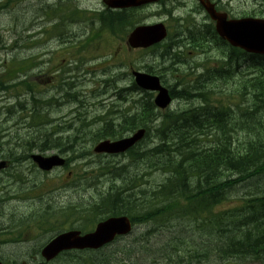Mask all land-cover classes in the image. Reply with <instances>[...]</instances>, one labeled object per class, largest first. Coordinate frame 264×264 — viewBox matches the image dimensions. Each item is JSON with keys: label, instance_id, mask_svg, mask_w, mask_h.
<instances>
[{"label": "rangeland", "instance_id": "rangeland-1", "mask_svg": "<svg viewBox=\"0 0 264 264\" xmlns=\"http://www.w3.org/2000/svg\"><path fill=\"white\" fill-rule=\"evenodd\" d=\"M185 1L188 2L189 6H193V2ZM220 2L223 8L228 10L230 17L244 16L247 13L256 17H264V0H221ZM100 5H102L101 0H0V74H3L0 79V88H2L0 89V161L6 160L9 162V165L4 169L0 168V256L5 261L14 259L17 264L32 263L29 259L32 257L31 249L33 246H30V244L32 242L37 243V240L23 244L19 248L14 247L12 242L20 238L21 235L27 236L29 232L45 234L47 228L51 229L56 226L61 228L63 225H71L76 230H88L91 227L93 228L98 220L102 219L98 212L93 209V203L98 201L103 194L104 196L112 195L110 194L112 192L107 190L113 185L121 186L120 182L123 180L117 177L115 170L104 169L102 172L98 170L94 174H84L82 170L87 171L88 168L82 165V161L92 162L95 168L106 163L114 168L126 166V171H129L132 176L137 175L139 178L137 183L142 184L141 187L147 191V194L155 189L158 184L164 183L168 176L159 169L151 171L150 162L148 163L147 159L133 163L124 155L108 157L93 154V145L101 141L96 134L98 126H82L78 122H73L76 114L71 113L69 109V104L73 101L67 99L71 96L67 92L71 84L72 88L82 90L83 87L80 84L85 78L94 76L93 78L97 79L96 75L100 74L99 78L109 79L106 73L109 74L110 70L113 73H118L113 75L112 79L117 76L126 78L130 66H152L154 69L159 66L158 59L154 56L158 53L156 49L145 54L143 58L137 57L138 60L132 61L130 65L126 63L124 67L120 66L119 60L125 58V41L119 37L128 32L132 26L126 25L125 33L122 31L112 33L107 29L101 31L97 16L90 14L89 11V9L99 8ZM58 10L60 12L55 13ZM154 10L155 7L151 6L146 8L145 12L152 14ZM137 15L140 16L141 13L139 14L137 11ZM122 27L120 26V28ZM117 46H120L118 50L116 49ZM114 49L116 50L117 65H111V58L108 59L107 57V54H111ZM105 53H107L105 57L98 58ZM139 54L128 51L126 56L131 57ZM191 56H195V54L193 53ZM26 58L29 59L31 65L25 72L26 74L23 75L18 72L14 79L5 83L7 84L5 86H11L23 80L26 81L25 84L23 86L18 84L19 87L16 85L6 89L3 88L1 85L2 80L8 79L5 76L7 65L12 62L18 65L19 61ZM205 59L206 55H203L201 60L204 61ZM196 61L198 62L199 59L195 58ZM107 63L110 66L101 68L99 72L88 70L98 69L106 66ZM81 65L83 67L79 69ZM249 71L251 72L252 69H242L241 73L234 74L235 76L230 78L226 84L215 81L213 86H222L219 89L220 91L234 92L235 89L232 86L238 80H244L246 74L250 73ZM197 72L187 74V80L185 81L177 79V77L182 78V76H172L171 78L168 72H166L167 76L165 78L170 86L178 85V89L185 87L186 96L184 97L187 98V94L198 86L195 83L196 80L191 79ZM70 74L72 77L68 78ZM65 78L68 79L67 82L64 81ZM30 83L38 84V91L35 92V95L45 99V101L39 103L44 110L34 109L32 105L28 104L30 94L27 93L25 86ZM132 83L134 84L131 80L120 81L118 86L131 88ZM181 84L185 85L182 86ZM86 85L88 88L91 86L90 83ZM103 85L102 82L96 84V91L102 88ZM204 88L206 90L209 86H204ZM80 93L83 98L86 96L90 105L98 103L97 106L90 108L93 110L91 114L103 112L104 107L106 108L108 103L114 99L110 89L97 98L92 97L89 90ZM132 93L142 94L139 90H134ZM216 93L214 92L213 95H216ZM222 96L224 97V94ZM19 100H23L24 105H18ZM57 100L59 103L56 102ZM99 101H102V104ZM191 101H173L171 109H184L190 106L189 103L198 105L197 97H194ZM236 101V103L231 102L234 109L238 108L236 104L242 105L243 99L237 98ZM36 109H38V114H36ZM257 116L262 125L260 126L257 123L258 128H254L255 137L260 136L264 139V109L259 114L257 113ZM50 118L55 122H51ZM49 120L50 123H48ZM78 128H82L83 132ZM254 131L248 129L247 132L243 130L234 132L233 140L235 144L240 146L246 139L245 137L253 139ZM56 136H60V141H64L63 146L67 141H71L74 147L80 151H86L90 155H86L78 162L71 161L70 166L68 165L67 168L60 165L52 171L41 173L28 157L31 153L39 152L37 145H41L45 138L55 139ZM157 140L158 137L155 136L154 131H150L138 142L135 147L136 152L148 151L157 144ZM33 141L34 143L38 142V144L34 145ZM30 143L33 144L28 147ZM59 147L62 148L61 145ZM50 153H59V151L58 149H50L44 152V154ZM68 154L70 155V153ZM16 155L22 158L18 159ZM87 166L90 168L91 164H87ZM229 175V171H224L223 179L230 177ZM123 190L124 187L119 188L118 192ZM127 191V195L130 192L132 193L131 189ZM263 193L264 172L236 184L226 194L225 200L216 208L233 209L242 201L244 203L249 197ZM124 196H126V193ZM182 201L183 199L180 198L176 200L179 204ZM118 206H120V203ZM139 208L147 209V203ZM134 210L133 207L132 211ZM193 220L189 216L180 217L176 215L173 217L165 216V219L159 224L136 223L126 234L116 238L105 248L93 251L92 255H83L82 258L81 254H76L74 264H84L83 259L85 258H91L95 264H120L118 261L115 262L113 258L104 262L102 261V255L116 253L117 256H120L119 251L128 243H137L148 235L149 239H154L156 235L160 236V244H162L164 238L181 234L180 236L186 238L183 243L185 252L191 251L198 242H205L209 239L204 226ZM27 239H30V237ZM35 253L37 254V251ZM168 262L166 260L164 264H169ZM131 264H133L132 261ZM190 264L258 263H251L250 260L243 262L236 259L217 262V259H214L209 263L207 261L198 263L194 260L190 261Z\"/></svg>", "mask_w": 264, "mask_h": 264}, {"label": "trees", "instance_id": "trees-1", "mask_svg": "<svg viewBox=\"0 0 264 264\" xmlns=\"http://www.w3.org/2000/svg\"><path fill=\"white\" fill-rule=\"evenodd\" d=\"M239 55V52L229 53L228 57L230 58L226 62V65H229V70L236 66L237 59L240 58ZM263 62L258 65L255 63L249 65L255 70L258 69L259 78L251 77L247 81L239 83L236 91L224 94V98L229 101L234 96H243L246 104L243 111H239V113H234L231 104L225 106V102L222 103L219 98H217L219 105L209 104L212 99L210 97L212 92H219V90L213 88L205 90L203 83L207 86L206 84L212 80H221V76L212 70H209L202 77V81H195L198 86L187 94V98L184 97L186 96L185 87H182L178 93L181 99L191 101L197 97L200 104L194 106L193 103H189L188 109L164 114L160 123L161 126L156 128L154 132L158 137L157 144L146 152H136L135 147H132L126 154L133 163L147 159L148 163L150 162L151 171L159 169L168 174L165 182L158 184L155 189L147 194V191L140 186L142 184L137 183L139 179L137 175L132 176L129 171H126V166L114 168L107 165L108 170H115L117 177L123 180L120 182L122 184L121 186H111L107 191H111L110 194L112 195L104 196L103 194L98 201L93 203V209L98 212L102 219L115 214H123L129 216L134 224L143 222L159 224L165 219V216H189L197 224L200 223L204 226L209 239L205 242H198L193 250L185 252L183 243L186 238L180 236L181 234L164 238L162 244H160V236L156 235L154 239H149L148 235L137 243H128L119 251L120 256H117L116 253L102 255V261L107 262L113 258L115 262L118 261L120 264H131V261L133 264H164L166 260L169 261V264H190V261L194 260L198 263L205 261L209 263L214 259L219 262L227 259H243L264 255V193L249 197L233 210L216 209V206L225 199L226 194L236 184L264 172V139L260 136L256 138L254 131V128H258L257 123L262 125L256 115L264 109ZM222 67L224 65H220L218 68ZM220 72H224V70H220ZM206 76L208 77L207 80H205ZM216 94L219 95V93ZM149 102V114L147 116L153 114L152 102L151 100ZM259 102H261L260 105H258ZM262 105L263 108H261ZM148 111L145 109L142 115ZM36 114H38V109ZM159 119L158 115L153 114L150 122ZM142 123L144 121L141 122V115L139 114L126 118L118 126L104 123L101 128L97 129V132L101 137L116 138L127 131L142 126ZM164 127H168L169 130L166 131ZM248 129H253L255 139L245 137L247 140H244L240 146L236 145L233 140L234 132L237 130L247 132ZM146 133L148 134L149 131ZM249 134L251 133L249 132ZM170 135L172 137L169 138ZM74 136L77 137L76 134ZM53 141L55 139L48 137L41 142V145H37L38 142L34 143L33 141V143L37 145V149L44 150V145ZM30 144L28 147H31ZM17 158L21 159L22 157L17 156ZM224 171H229L230 177L223 179ZM180 179L181 181H179ZM122 187L124 190L118 192L119 188ZM128 189H131L132 193L127 195ZM125 193L126 196H124ZM178 198L183 199L181 204L176 202ZM117 203H120V206ZM146 203L147 209L139 208ZM133 207L135 208L134 211H132ZM133 258L135 259L133 260ZM162 260L164 261L161 263ZM85 261L87 264H95L91 258ZM74 263V261H70V264Z\"/></svg>", "mask_w": 264, "mask_h": 264}, {"label": "water", "instance_id": "water-1", "mask_svg": "<svg viewBox=\"0 0 264 264\" xmlns=\"http://www.w3.org/2000/svg\"><path fill=\"white\" fill-rule=\"evenodd\" d=\"M108 4L113 3L114 6H127L130 4H135L136 2H126V0H104ZM207 11L212 16L213 19L217 21V31L222 38H225L232 45L240 46L249 52L264 53V19H236V20H226L223 15L219 16L213 8L206 6ZM164 36V30L162 27L157 26L144 27L142 31L136 30L131 35L133 42L138 44L143 41V45H150ZM136 45V43H134ZM139 84L145 88L158 90V94L155 98V104L161 108H164L170 102V97L167 90L162 88L156 77L144 75L143 79L140 80ZM143 130H139L130 137H126L117 141H104L100 143L95 150L104 151L108 153H119L123 152L132 146L137 140L143 136ZM32 159L38 164L41 169L49 170L55 165H61L63 160L56 156L53 157H42L40 155H33ZM130 225L128 219L125 217L110 218L104 222L99 223L96 226L95 232L86 234L80 237L78 240L71 241V243H66L69 238L66 236H75L76 233L65 234L59 236L54 240V242L48 247L46 256L50 254L51 251L60 247H91L97 248L104 243L109 242L115 234H123L129 231Z\"/></svg>", "mask_w": 264, "mask_h": 264}, {"label": "flooded vegetation", "instance_id": "flooded-vegetation-1", "mask_svg": "<svg viewBox=\"0 0 264 264\" xmlns=\"http://www.w3.org/2000/svg\"><path fill=\"white\" fill-rule=\"evenodd\" d=\"M189 1L193 2V6H189L188 2L185 0H157L154 3H149L143 6L131 7L128 10L130 12H133V14L137 16L142 22L143 20L149 19V16H147L148 13L145 12L146 8L154 6V15L156 16L155 18L157 19V21L160 22V15H162L163 23H165L169 27V29L171 28L168 33L169 35L165 40H168L170 42L171 39L177 38L178 49H182L181 45L182 43H184V45L187 46L186 51L188 53H193L200 50V48L194 47L192 42L204 44L205 49L212 50L216 47V43H214V40H216L217 38L216 34H214L215 22L209 17V15L204 10V7L197 0ZM205 1H210L211 3H213L215 9L219 12L228 11L227 9L223 8L220 2L221 0H204V2ZM137 11L139 14L141 13L140 16L137 15ZM228 17L230 18L229 15ZM157 47L159 49V67L156 74L159 76L162 83L170 85L165 78V76H167L166 72H168V75L171 78L172 76L183 77L185 70H182L181 68L171 69L170 66L160 67V41L157 43ZM128 51L141 52L142 50L138 48L128 47ZM179 52L181 53L182 50H180ZM175 53H163V55H165L163 57V60L168 59L169 62L175 61L178 58L177 56L174 57ZM137 57H141V55L139 54L135 57V59ZM177 79L182 80V78L178 77Z\"/></svg>", "mask_w": 264, "mask_h": 264}, {"label": "bare ground", "instance_id": "bare-ground-1", "mask_svg": "<svg viewBox=\"0 0 264 264\" xmlns=\"http://www.w3.org/2000/svg\"><path fill=\"white\" fill-rule=\"evenodd\" d=\"M32 5V4H31ZM181 41V40H180ZM180 44V43H179ZM235 54V53H234ZM234 54H233V56H234ZM232 55V54H231ZM229 56V55H228ZM236 56H237V54H236ZM235 56V57H236ZM240 56V55H239ZM175 57V56H174ZM230 57H228V59H229ZM231 59H233L232 57H231ZM163 60V59H162ZM231 61V60H230ZM231 62H234V61H231ZM235 63V62H234ZM226 64V63H225ZM229 66V65H228ZM232 66V65H231ZM251 67V66H250ZM221 69V68H220ZM168 70V69H167ZM244 70V69H243ZM250 72V71H249ZM159 73V72H158ZM241 73V72H240ZM244 74V73H243ZM193 76V75H192ZM239 76V75H238ZM240 76H242V75H240ZM213 78V77H212ZM220 80V79H219ZM213 81V80H212ZM220 83V82H219ZM250 83H252V82H250ZM257 85V84H256ZM178 86V85H177ZM205 86V85H204ZM197 88V87H196ZM186 89V88H185ZM198 90V89H197ZM224 90V89H223ZM260 90V89H259ZM193 91V90H192ZM214 91V90H213ZM247 92V91H246ZM203 93V92H202ZM206 93V92H205ZM210 94V93H209ZM204 98V97H203ZM246 98V97H245ZM256 98V97H255ZM190 99V98H189ZM185 100V99H184ZM256 100V99H255ZM187 101V100H186ZM202 103V102H201ZM203 104V103H202ZM203 107H204V105H203ZM250 108V107H249ZM261 108H263V105H262V107ZM260 108V109H261ZM248 110V109H247ZM229 111H231V110H229ZM257 111V110H256ZM255 111V112H256ZM225 113V112H224ZM243 114V113H242ZM246 114V113H245ZM255 115V114H254ZM187 116V115H186ZM194 116V115H193ZM257 116V115H256ZM255 116V117H256ZM259 116V115H258ZM257 116V117H258ZM228 117V116H227ZM256 117V118H257ZM136 118V117H135ZM159 118H160V116H159ZM251 118H252V116H251ZM254 118V117H253ZM187 119V118H186ZM222 119V118H221ZM207 120V119H206ZM257 120V119H256ZM205 121V120H204ZM211 121V120H210ZM214 122V121H213ZM253 123V122H252ZM218 124V123H217ZM236 124H238V123H236ZM223 126V125H222ZM172 127V126H171ZM193 127V126H192ZM206 127V126H205ZM219 127V126H218ZM124 128V127H123ZM163 128V127H162ZM207 128V127H206ZM99 129V128H98ZM126 129H127V127H126ZM130 129V128H129ZM164 129H166L165 127H164ZM172 130V129H171ZM257 130V129H256ZM237 132V131H236ZM201 133V132H200ZM215 134V133H214ZM219 134V133H218ZM264 134V133H263ZM224 135V134H223ZM163 138V137H162ZM204 139V138H203ZM206 140V139H205ZM246 140V139H245ZM259 140V139H258ZM212 141V140H211ZM154 142V141H153ZM192 142V141H191ZM210 142V141H209ZM241 143V142H240ZM218 144H220V143H218ZM225 144V143H224ZM31 145V144H30ZM194 145V144H193ZM256 145V144H255ZM227 146V145H226ZM263 147V146H262ZM181 148V147H180ZM187 148V147H186ZM212 148V147H211ZM235 148V147H234ZM233 148V149H234ZM261 149V148H260ZM258 150V149H257ZM173 151V150H172ZM163 153V152H162ZM170 153V152H169ZM196 153V152H195ZM147 154V153H146ZM179 154V153H178ZM145 155V154H144ZM152 155H154L153 153H152ZM151 155V156H152ZM171 156V155H170ZM149 157V156H148ZM237 157V156H236ZM25 158V157H24ZM144 158V157H143ZM162 160V159H161ZM163 161V160H162ZM152 162V161H151ZM166 162V161H165ZM164 162V163H165ZM192 162H194V161H192ZM174 163V162H173ZM186 165V164H185ZM228 166V165H227ZM188 167V166H187ZM236 167V166H235ZM235 175V174H234ZM220 176V175H219ZM170 177V176H169ZM171 179V178H170ZM170 179H169V181H170ZM132 180V179H131ZM179 181H181V179L179 180ZM130 182V181H129ZM173 182V181H172ZM128 183V182H127ZM230 183V182H229ZM122 184V183H121ZM129 184V183H128ZM187 184V183H186ZM168 185V184H167ZM174 185V184H173ZM125 186V185H124ZM197 186V185H196ZM176 187V186H175ZM219 187V186H218ZM132 188H133V186H132ZM136 190V189H135ZM189 190V189H188ZM175 191H176V189H175ZM128 192V191H127ZM227 192V191H226ZM99 193H100V191H99ZM131 193V192H130ZM223 193V192H222ZM137 194V193H136ZM160 195V194H159ZM136 196V195H135ZM179 196V195H178ZM264 196V195H263ZM116 197V196H115ZM166 197V196H165ZM223 197V196H222ZM173 198V197H172ZM264 198V197H263ZM203 202V201H202ZM116 203V202H115ZM118 204V203H117ZM111 206V205H110ZM123 207V206H122ZM201 207V206H200ZM119 209H120V207H119ZM174 209V208H173ZM189 212V211H188ZM178 213V212H177ZM245 213V212H244ZM116 215V214H115ZM181 215V214H180ZM183 215V214H182ZM148 216V215H147ZM238 216V215H237ZM157 217V216H156ZM236 219V218H235ZM234 220V219H233ZM231 221V220H230ZM224 222V221H223ZM234 222V221H233ZM260 222V221H259ZM262 225V224H261ZM260 225V226H261ZM249 227V226H248ZM255 227V226H254ZM259 230V229H258ZM216 243V242H215Z\"/></svg>", "mask_w": 264, "mask_h": 264}]
</instances>
